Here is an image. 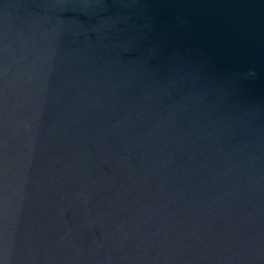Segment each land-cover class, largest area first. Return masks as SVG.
Listing matches in <instances>:
<instances>
[{
    "label": "water",
    "instance_id": "water-1",
    "mask_svg": "<svg viewBox=\"0 0 264 264\" xmlns=\"http://www.w3.org/2000/svg\"><path fill=\"white\" fill-rule=\"evenodd\" d=\"M0 264H264V0H0Z\"/></svg>",
    "mask_w": 264,
    "mask_h": 264
}]
</instances>
